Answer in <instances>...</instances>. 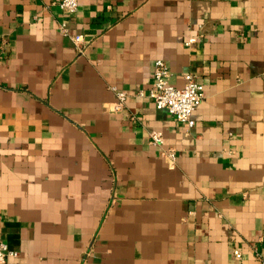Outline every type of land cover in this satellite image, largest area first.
Returning <instances> with one entry per match:
<instances>
[{"label": "crops", "instance_id": "1", "mask_svg": "<svg viewBox=\"0 0 264 264\" xmlns=\"http://www.w3.org/2000/svg\"><path fill=\"white\" fill-rule=\"evenodd\" d=\"M157 59L203 83L193 128L142 94ZM0 242L6 264H260L264 0H0Z\"/></svg>", "mask_w": 264, "mask_h": 264}, {"label": "built area", "instance_id": "2", "mask_svg": "<svg viewBox=\"0 0 264 264\" xmlns=\"http://www.w3.org/2000/svg\"><path fill=\"white\" fill-rule=\"evenodd\" d=\"M57 4L62 9L65 15H74L78 10L79 0H56ZM60 29L68 34V28L65 23L60 25ZM72 39L76 45L83 50L84 47V35L73 34ZM196 39L194 37L189 38L186 41V45H191ZM144 96L151 99L157 109L167 110L173 115L176 120L189 129L195 126V120L193 113L202 100L205 98V91L203 83L193 73H187L185 75V83L182 87L175 86L170 81V69L167 63L163 59H157L154 65L153 73V86L148 93H142ZM118 102L115 105L116 110L123 107L126 100V94L124 92L118 93ZM150 142L152 144L163 146L164 135L162 131H152L150 133ZM162 154L168 158L169 164L173 166L175 164L176 155L173 151L163 150ZM235 256L241 257V251L235 250ZM18 251L9 247L5 242H0V264H6L11 257H18ZM260 264H264V259H260Z\"/></svg>", "mask_w": 264, "mask_h": 264}]
</instances>
